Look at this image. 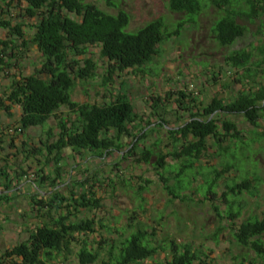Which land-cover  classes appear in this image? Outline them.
<instances>
[{
	"label": "trees",
	"instance_id": "16d2710c",
	"mask_svg": "<svg viewBox=\"0 0 264 264\" xmlns=\"http://www.w3.org/2000/svg\"><path fill=\"white\" fill-rule=\"evenodd\" d=\"M209 2L221 14L212 28L214 39L221 47L232 45L245 34L246 26L240 20L258 21L264 27V0ZM168 6L172 12L185 13L187 19L193 22L202 10L197 0H168ZM11 10L17 12L16 18L14 17L16 20L12 19ZM129 19L125 11L120 10L115 15L108 14L83 0H0V28L8 33L6 39H0V72L16 66L28 43L34 45L41 55L40 67L33 73L12 76L9 86L0 97V110L10 118L12 109H19L15 130L19 134L32 127L45 126L61 106L75 115L73 119H60L55 141L40 142L48 155L47 162L48 157L54 154V176L38 170L32 178V183L38 190L35 195L30 196L31 205L38 211L46 207L53 208L56 217L48 212L46 216H49V221L42 222L34 231H29L25 241L2 252L0 264H45L46 260H53L57 255L69 254L71 246L77 241L76 236H88L96 232L94 219L69 220V207L73 211L99 207L100 198L96 197L92 185H89L91 178L75 181L77 190H72L68 196L59 193L58 187L62 179L59 162L66 148L77 154L89 153L91 157L108 158L111 154H118L120 160L130 158L138 165L149 164L164 182L168 194L178 198V193L186 187L188 174H193L194 169L199 173L203 169L198 164L208 148L217 147L219 153H224L229 148L224 143H242L237 122L231 116H242L244 121L256 128L252 134L259 136L257 129L264 121V69L261 70L259 80L257 69L264 64V41L254 47V51L232 50L225 57L228 65L245 80L246 89L239 91L233 98L225 100L212 97L208 103H201L199 106L195 104L194 97L184 102L188 95L179 90L174 103L180 112L188 113V116L184 119L176 118L173 125L154 112L161 106L157 96H151L150 106L153 109L152 115L157 114L158 118L146 120L140 125L133 105L123 93L101 104L73 101L71 90L75 80L94 77L95 65L91 59H84L82 66L77 59L86 55L89 47L99 46L101 56L108 62L105 84L111 80L110 76L116 70L139 69L159 53L160 44L167 36L163 32V20L156 18L140 27L136 33H129L125 31ZM184 22H177L172 34L177 35ZM26 26L34 29L29 39L25 34ZM142 120L140 118L139 123ZM148 127L150 128L146 130ZM157 127L166 132L165 138L170 144V150L166 153L159 149L160 139L148 147L143 143L147 133ZM51 136L47 132V139ZM127 138L130 139L128 143L124 142ZM42 151V148L37 147L26 150L29 154H41ZM225 155L228 156L226 152ZM168 158L177 162L174 167L169 165L170 171L175 173L174 188L167 185L168 178L159 172L168 170ZM232 168L233 165L225 162L224 171ZM20 175L25 173L21 171L18 173ZM96 182L100 184L98 179L93 184ZM144 182L149 183L148 180ZM44 184H49L46 188L52 192L47 201L42 199L39 191ZM214 187L215 181L207 180L204 196L213 193ZM144 188L146 187L142 189L145 190ZM2 189L4 192L0 194V201L7 202L9 194L13 193V187L7 185ZM229 190L233 197H239L243 192L252 194V180L245 174V177L229 186ZM65 201L68 204L64 213L61 208ZM239 208L240 206L233 210L230 206L226 217L230 220L239 217ZM151 236L152 234L148 235L138 227L118 242L112 241L108 246L106 259H99V253L88 249L83 241L77 257L80 264H140L144 260L153 259L158 253L159 247L150 240ZM233 237L238 245L252 251L264 263V214L261 217L251 216L241 222ZM167 249L169 251L164 261L158 264H212L210 261H202L200 252L189 245L179 246L171 241ZM161 250L165 251L166 248Z\"/></svg>",
	"mask_w": 264,
	"mask_h": 264
},
{
	"label": "rangeland",
	"instance_id": "374dc122",
	"mask_svg": "<svg viewBox=\"0 0 264 264\" xmlns=\"http://www.w3.org/2000/svg\"><path fill=\"white\" fill-rule=\"evenodd\" d=\"M83 1L112 15L120 10L125 11L130 17L125 28L129 33H136L140 27L156 18H161L165 24L163 32L167 36L160 44L159 53L139 69L116 70L107 84L105 77L109 66L101 56L99 46L89 47L86 55L77 57L80 66L84 59L90 58L95 70L93 78L75 80L71 99L78 103L101 104L123 93L133 105L139 125L146 120L158 118V115L166 118L172 125L176 118H186L188 113L180 112L174 103L179 90L188 95L184 102L194 97L198 106L201 103L205 105L212 97L225 100L233 98L239 91L246 89V84L241 74L228 65L225 57L232 50L254 51V47L264 41V27H261V23L245 19L239 21L246 26L243 36L228 47L218 45L212 28L221 14L209 0H197L202 10L194 22L188 20L185 13L170 11L168 0ZM10 13L12 19H15L17 12L11 10ZM182 20L185 22L178 34H172L176 23ZM24 29L26 37L31 38L34 29L28 26ZM7 35V30L0 28V39H6ZM40 64V53L34 45L28 43L16 66L0 72V97L13 75H29ZM262 69L264 64L257 69V80L260 79ZM151 96L160 99V108L154 110L157 116L152 115ZM18 115L17 108L12 109L10 118L0 110V194L4 192L3 186L13 187V193L8 192L11 193L8 201H0V254L25 241L29 231H34L42 222L49 221V216H46L48 212L56 217L53 208L46 207V211H38L31 205L30 196L35 195L38 190L33 185L32 178L38 170L54 176V154L48 157L47 162L48 155L40 142L56 140L61 118H75L66 107L61 106L45 126L32 127L19 134L15 131ZM140 118L143 120L139 123ZM231 118L237 122L242 143L223 144L229 145L225 151L229 157L225 152L219 153L217 147L208 148L198 164L203 169L200 173L197 169L193 170V174L187 173L186 187L178 193V198L168 194L164 182L149 164L138 165L130 158L120 160L118 154H111L108 158L91 157L86 152L77 154L69 148L64 149L63 158L59 162L62 174L59 193L68 196L72 190H77L75 181H84L89 177V185H92L96 197L100 198L99 207L92 210L73 211L69 207V220L94 219L96 232L88 236H76L77 241L71 246L69 254L57 255L53 260H46L45 264H80L77 253L83 241L88 249L99 253V259H106L109 244L127 237L138 227L148 235L152 234L150 240L159 247L153 259L144 260L140 264H158L164 261L171 241L179 246L189 245L200 252L202 261H210L212 264H264L252 251L238 245L233 237L241 222L251 216L261 217L264 214V121L257 129L259 137L252 134L256 128L244 121L242 116L233 115ZM47 132L52 135L49 139ZM165 136L166 132L157 127L147 133L143 143L148 147L160 139L159 149L166 153L170 150V144ZM129 140L127 138L124 142L128 143ZM33 147L42 148V153L26 152ZM151 162H154L153 158ZM225 162H229L234 168L224 171ZM176 163L168 158V170L159 171L168 178L167 185L171 188L175 185V173L170 171L169 165L174 167ZM21 171L25 175L18 176ZM245 174L252 180V194L243 192L239 197H233L229 186L245 177ZM95 179L100 180V184L96 182L94 185ZM210 179L215 181L213 193L204 196L206 181ZM43 186L39 188L40 195L47 201L52 192L46 188L49 184ZM144 186L145 190L142 189ZM67 204L66 201L63 202L61 210L64 213ZM230 206L233 210L240 206V216L234 220L226 217ZM162 248L166 250L163 251Z\"/></svg>",
	"mask_w": 264,
	"mask_h": 264
},
{
	"label": "crops",
	"instance_id": "0c3cea01",
	"mask_svg": "<svg viewBox=\"0 0 264 264\" xmlns=\"http://www.w3.org/2000/svg\"><path fill=\"white\" fill-rule=\"evenodd\" d=\"M10 142V141H9Z\"/></svg>",
	"mask_w": 264,
	"mask_h": 264
}]
</instances>
